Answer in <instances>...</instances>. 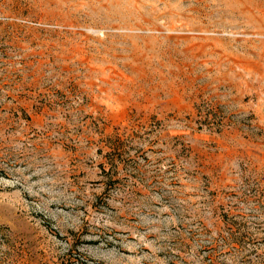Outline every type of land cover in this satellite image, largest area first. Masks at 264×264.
Masks as SVG:
<instances>
[{"label": "rangeland", "instance_id": "1", "mask_svg": "<svg viewBox=\"0 0 264 264\" xmlns=\"http://www.w3.org/2000/svg\"><path fill=\"white\" fill-rule=\"evenodd\" d=\"M0 264H264V0H0Z\"/></svg>", "mask_w": 264, "mask_h": 264}]
</instances>
